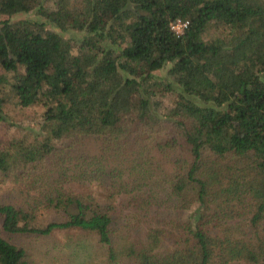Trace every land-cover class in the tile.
I'll list each match as a JSON object with an SVG mask.
<instances>
[{
  "label": "trees",
  "instance_id": "obj_1",
  "mask_svg": "<svg viewBox=\"0 0 264 264\" xmlns=\"http://www.w3.org/2000/svg\"><path fill=\"white\" fill-rule=\"evenodd\" d=\"M0 16V121L10 98L42 108L31 140L0 142L4 232H85L106 263L264 264V0H0ZM28 263L0 236V264Z\"/></svg>",
  "mask_w": 264,
  "mask_h": 264
},
{
  "label": "rangeland",
  "instance_id": "obj_2",
  "mask_svg": "<svg viewBox=\"0 0 264 264\" xmlns=\"http://www.w3.org/2000/svg\"><path fill=\"white\" fill-rule=\"evenodd\" d=\"M32 18L31 14L18 13L10 16L11 20ZM5 16H0V19ZM163 70L154 71V74L161 75ZM0 73L6 77L10 74L4 73L0 67ZM161 103L162 114L167 112L172 106L173 97L167 94L158 95ZM2 110L7 118L6 121H0V142L5 143L11 138H27L31 140L32 136L38 132L40 124V113L42 108L39 105L33 104L26 107L19 106L13 98H10L3 106ZM171 130L163 136L170 134ZM8 185H0V201H16L18 197L10 191ZM38 223L44 224L52 220H59L61 215L54 212L43 210L39 211ZM1 223V217H0ZM264 226V222L262 224ZM121 240L117 243L124 244L126 239H140L145 237L146 230H129L126 231ZM0 236L16 246L23 248L28 255V264H130L119 257L116 252V259L114 263L105 262V251L101 246L99 248L96 237L85 232L76 230H59L53 231L47 236H34L29 234L11 235L4 232L0 227ZM171 236L167 235L161 242L162 248H169L171 246ZM114 244V240H113ZM116 245V244H115ZM122 245H119L120 247ZM118 248H115L117 251Z\"/></svg>",
  "mask_w": 264,
  "mask_h": 264
},
{
  "label": "built area",
  "instance_id": "obj_3",
  "mask_svg": "<svg viewBox=\"0 0 264 264\" xmlns=\"http://www.w3.org/2000/svg\"><path fill=\"white\" fill-rule=\"evenodd\" d=\"M188 26V20L183 18H175L169 23L170 30L175 36H180Z\"/></svg>",
  "mask_w": 264,
  "mask_h": 264
}]
</instances>
